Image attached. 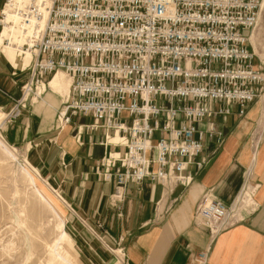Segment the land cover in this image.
Listing matches in <instances>:
<instances>
[{"label": "built area", "instance_id": "obj_1", "mask_svg": "<svg viewBox=\"0 0 264 264\" xmlns=\"http://www.w3.org/2000/svg\"><path fill=\"white\" fill-rule=\"evenodd\" d=\"M261 1L50 0L44 27L26 44L33 56L26 67L20 65L28 78L19 95L0 86L10 101L8 108L0 104V135L41 97L37 87L62 69L71 80L58 124L90 115L85 127L102 129L104 147H124L105 151L94 167L98 176L114 181L111 204L120 208L129 182L189 184L188 164L199 170L210 159L203 153L204 135L217 146L223 143L215 117H226L233 105L243 115L264 90V70L249 41ZM27 9L20 10L24 18L41 16L35 3ZM263 130L264 124L251 133L253 157ZM257 185L247 173L229 204L208 189L195 206L194 224L214 238L240 220L243 210L256 207ZM97 228L92 231L105 242L107 230L100 222ZM106 245L121 251L120 264H129L122 247ZM207 253L199 251L193 260L206 264Z\"/></svg>", "mask_w": 264, "mask_h": 264}, {"label": "crops", "instance_id": "obj_2", "mask_svg": "<svg viewBox=\"0 0 264 264\" xmlns=\"http://www.w3.org/2000/svg\"><path fill=\"white\" fill-rule=\"evenodd\" d=\"M4 3L0 0V18ZM31 58L13 50L7 55L0 52V86L19 95L20 85L28 78L20 65L23 60L26 67ZM57 76L59 83L54 86ZM69 84L63 73L53 76L46 92L28 103L4 128L3 136L22 150L65 200L66 222L84 264H120L121 251H107L106 243L112 248L122 247L129 264H196L193 255L205 249L206 264H264V130L254 157L250 145L253 130L264 124V90L247 105L243 115H238V106L233 105L226 117H215L223 143L217 146L214 138L204 135L203 153L210 159L199 170L188 164L192 175L189 184L168 185L149 179L140 184L129 182L117 208L109 199L114 181L98 176L94 167L105 151L124 147L110 143L104 147L100 143L102 129L85 127L92 121L90 115H75L64 125L58 124L56 114ZM0 104L4 108L10 105L1 92ZM247 173L258 184L256 207L243 210L240 220L211 238L206 227L193 222L198 200L211 189L216 197L231 203ZM98 222L107 230L105 242L92 231H101Z\"/></svg>", "mask_w": 264, "mask_h": 264}, {"label": "rangeland", "instance_id": "obj_3", "mask_svg": "<svg viewBox=\"0 0 264 264\" xmlns=\"http://www.w3.org/2000/svg\"><path fill=\"white\" fill-rule=\"evenodd\" d=\"M252 41L264 70V2ZM4 141L0 138V264H84L72 252L74 247L79 253L64 200L21 149L15 152Z\"/></svg>", "mask_w": 264, "mask_h": 264}, {"label": "bare ground", "instance_id": "obj_4", "mask_svg": "<svg viewBox=\"0 0 264 264\" xmlns=\"http://www.w3.org/2000/svg\"><path fill=\"white\" fill-rule=\"evenodd\" d=\"M32 2L35 3L36 9L41 11V16L39 18H37L34 12L32 14L28 13L30 9H27V7L29 6V3H32ZM263 2L264 0H262L260 4L258 21L256 25L253 27V29L251 30L250 35H249V41H250V44H251V47L254 53L255 52L257 53V51L252 41V32L258 25ZM49 4H50V0H7L2 10V16H1L2 31H0V52L3 53L4 55H7L9 51L13 50L17 52L21 51L24 54L33 56V50H30L29 47H27L26 50H23L24 48L23 45L24 44L31 45L33 43V40L30 38V36L33 37L34 33L40 31L44 27L47 16H48V5ZM21 9L28 10L26 11L28 13L27 18L23 17L25 11L21 12L20 11ZM62 71H63L62 69H57L55 72L51 74V76L52 77L56 76L59 72L65 75V73ZM49 78L47 82L37 87V93H40L42 95L44 94V92H46L45 89H46L47 83H49ZM58 83H59V76L55 78L52 85L56 86ZM66 95L67 93L65 94L64 97H66ZM35 99H36V96L34 97V100ZM1 137L2 136L0 135V138ZM2 139L5 140L3 137ZM8 145L11 147V149L18 151V148L16 146L11 145V144H8ZM60 197L63 199L61 195ZM238 197H241V195H239ZM72 252L75 254L74 256L77 255L78 257V252L76 248L73 247Z\"/></svg>", "mask_w": 264, "mask_h": 264}]
</instances>
